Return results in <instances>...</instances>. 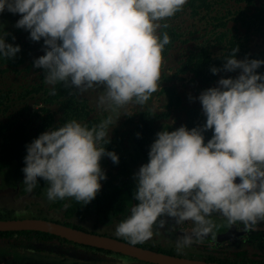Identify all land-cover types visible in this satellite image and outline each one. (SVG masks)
Here are the masks:
<instances>
[{
    "label": "clouds",
    "instance_id": "1",
    "mask_svg": "<svg viewBox=\"0 0 264 264\" xmlns=\"http://www.w3.org/2000/svg\"><path fill=\"white\" fill-rule=\"evenodd\" d=\"M187 2L0 0V13L22 14L15 27L28 31L33 42L43 39L45 54L33 66L44 70L45 83L81 94L101 90L97 107L116 113L133 102L144 105L157 90L170 43L160 30ZM19 51L0 38V56L11 60ZM236 51L210 71L239 69L237 77H221L217 86L189 97L200 102L206 122L156 133L148 162L134 173L137 203L116 225V236L135 245L165 225L161 217L174 218L176 225L191 222V231L175 241L179 251L214 235L213 214L228 225H243L245 232L264 222V73L256 71L264 60H238ZM112 124V115L91 128L72 119L33 139L22 168L27 190L42 178L49 202H91L106 179L101 158L119 163L118 154L101 145L110 142ZM207 130L212 136L205 143Z\"/></svg>",
    "mask_w": 264,
    "mask_h": 264
},
{
    "label": "trees",
    "instance_id": "2",
    "mask_svg": "<svg viewBox=\"0 0 264 264\" xmlns=\"http://www.w3.org/2000/svg\"><path fill=\"white\" fill-rule=\"evenodd\" d=\"M213 13L215 15H213ZM190 19L198 20L202 25L206 24L212 27V30H208L207 28L205 31V35L207 31L210 32L209 38L211 39L203 41L202 36L196 37V32L199 33L196 29V24L191 25V27L194 28V32L190 31L187 33L184 26ZM166 23L168 27L162 28L160 31L168 33L170 43L166 45L163 50V60L168 59L171 52L177 49L179 45H188L185 48V57L181 60V66L177 69V72L173 74L172 79L179 80L181 76L190 74L193 75L196 81L200 82V85L210 86L216 82L220 72L224 73V71H220L213 75L210 71L211 67L222 68L224 59L236 49L235 55L238 60L240 58H248L250 56L249 46L252 38L260 36L264 38V0H188L183 10L168 19ZM229 23L232 24L231 27H228ZM32 44L42 46L43 39L39 42H33L29 39V34H27L26 44H24V46L27 50H30V45ZM251 59L264 60V52L260 55L251 56L250 60ZM21 64V58L19 57L9 60L6 57L0 56V75L9 70L18 72L17 68ZM28 69L29 68H27V70ZM39 71L41 72L40 83L36 86H32V88L26 89L24 93L20 95L21 100L30 99L34 102H41L42 107L40 110L34 112L35 119L26 118L23 119L22 122H18L17 119H15L0 126V139H2L0 147V177L2 178L0 189L10 187L12 191L8 192L12 193L19 192L20 189L24 192L28 191L26 186L23 187L22 185L24 180L22 168L25 166L24 157L27 154L26 145L33 139L37 138L49 128L61 126L72 119L88 125L89 128L103 121L100 118L92 117L93 109L90 108L87 100L82 99L81 93H78L75 89L70 90L65 88L62 83H57L56 85L45 83L44 70L39 68ZM256 71L258 73H264V65H261ZM159 85H161V83ZM53 88H55V95L50 94ZM159 95H164L167 98V107L169 109L182 105L181 97L171 86H161ZM8 100L9 95L0 92V113L5 112L4 104ZM29 109V105L27 104L26 108L21 113V117H26V114H29ZM163 116L145 111L137 116L130 117L129 120L132 123V130L127 131L126 134L115 132V137L118 139L122 138V141L125 135L128 137L129 145L126 146L125 149L123 147L124 144L118 143L117 140L108 138L110 141L108 144L102 141L101 145L105 147L107 151H114L118 154L119 163L114 164L109 157V161H106L107 159L104 160L107 156L102 157L100 162H103L102 164L113 165L117 173H109L110 179L101 184L102 187L96 197L86 205H84L83 202L75 201L73 198L52 201L55 202L54 207L62 213L65 219L56 222L79 230L89 231L86 229V226L94 230L99 226L107 227L110 223H113L115 226L118 224L116 221H121V219L127 217L130 214V209L133 204L137 203L133 196L135 191L134 173L138 171L140 166L148 162V152L150 150V145L156 139V133L169 129L157 125L158 121L168 117L166 114ZM187 121V127L191 129L193 127L202 126L206 122V117L197 109H189L187 112ZM211 136V130L204 132L205 143H207ZM125 152H127V154ZM46 191V182L42 178H38L37 184L30 192L38 197ZM4 213L5 212H3V214ZM212 217L214 218L212 219L214 224H216L214 235L209 234L208 237L198 242L206 245L207 249L211 251L206 250V253L198 254L195 258L227 264H264V259L254 261L245 258L242 261H237L231 260L230 258L218 257L221 256V254L216 253L217 249L224 247V245H228V242L232 241V238L230 241L229 237L232 231L235 230L236 232L239 224L228 225L225 219L219 214H213ZM161 218L165 219L166 223L158 230L154 229L153 236L163 238H166V236L171 237V227L173 230L177 229L174 218L166 216ZM71 220L73 221L71 222ZM80 222L82 224H80ZM89 222L93 225H88ZM180 225H182L183 229H178L173 232L174 234L191 231L193 227L191 222H185ZM105 229L107 230V228ZM94 230L90 232L97 233ZM107 231L109 232V230ZM14 237H23L27 240H62L56 236L40 232L0 233V238ZM237 238L236 236L235 239ZM116 239L129 243V241L123 237H117ZM68 243L73 244L72 242ZM135 245L170 255L173 254L175 256L181 254V252H177L179 254H176L167 248L155 246L146 242L137 243ZM89 248L96 252L98 251V254H113L109 251L92 247Z\"/></svg>",
    "mask_w": 264,
    "mask_h": 264
},
{
    "label": "rangeland",
    "instance_id": "3",
    "mask_svg": "<svg viewBox=\"0 0 264 264\" xmlns=\"http://www.w3.org/2000/svg\"><path fill=\"white\" fill-rule=\"evenodd\" d=\"M230 6V5H228ZM213 15H215L213 13ZM22 14H13L5 9L4 12L0 13V38H5L6 43H10L20 46V51L14 57L21 58L22 64L17 68L18 72L9 70L6 73L0 75V92L6 93L9 95V100L5 102V112L0 113V126L7 124L9 121L17 119L18 122H22L23 119H35V111H39L42 107L41 102H34L30 99L21 100L20 95L24 93L26 89L32 88L40 83V71L39 68L33 66V61L44 55L43 45L38 46V44L30 45V50H27L24 44H26V37L28 31L23 28L15 27L16 22L21 18ZM186 23L184 28L187 30V33L190 31L194 32V28L191 27L192 24H196V29L199 33L196 32V37L202 36L203 41L210 40V32L205 31L212 30V27L208 25H202L198 20L190 19ZM197 21V22H196ZM232 24L229 23L228 27H231ZM202 41V40H201ZM188 45H179L177 49L171 52L168 59H164L162 62L160 70V80L158 81L157 90L151 95L150 99L144 105H136L134 102L125 106L122 109H119L116 113H111L105 111L102 108L97 107L98 96L102 94L101 90L94 89L89 90L88 92L82 93V99L87 100L91 109H93L92 117L100 118L102 120L106 119L109 115L113 117V124L109 126V130H112L109 133V139L117 140L118 143L124 144L125 149L128 146V137L125 135L122 141L121 139L116 138L115 132L119 134H126L127 131L132 130V123L129 118L132 116H137L141 112H152L155 115L163 116L166 114L168 117L158 121L157 125L168 129V131H174L181 126L187 127V112L189 109H197L202 112V106L198 100H190L189 97H197L201 91L217 86V81L221 78L232 77L235 78L240 74V70L237 69L235 72H220L216 82L210 86H202L199 81H196L193 75L186 74L180 77L179 80L172 79V76L177 69L181 66V60L185 57V48ZM25 49H24V48ZM250 56L247 58L250 60V57L253 55L261 54L264 51V38L263 37H253L250 43ZM27 50V52H26ZM246 58H240L239 60H244ZM27 68H29L27 70ZM172 79V80H171ZM171 86L173 87L177 94L182 99V105L179 107H167V98L164 95H159L161 91V86ZM205 87V88H204ZM29 105V114H26V117H21L22 111L26 108V105ZM28 113V111H27ZM204 115V114H203ZM205 116V115H204ZM165 117V116H163ZM160 117V118H163ZM118 119V120H117ZM117 120L116 124L115 121ZM188 128V127H187ZM2 139H0L1 147ZM120 146V145H119ZM130 147V146H129ZM127 149V148H126ZM127 154V152H125ZM107 159V160H106ZM104 160L109 161L107 157ZM105 161V162H106ZM100 162L102 170L106 174V179L101 181V184L110 179L109 173L116 174L115 167L111 164H102ZM25 187L24 184H22ZM135 185V184H134ZM55 202H49L46 197V192L40 196H35L30 191L24 192L20 189V193L16 195L12 200L1 201L0 202V217L1 219H25V218H42L50 219L54 221H63L64 216L56 207H54ZM3 212H5L3 214ZM4 215V216H3ZM6 216V217H5ZM9 217V218H7ZM73 220H71L72 222ZM85 222V221H83ZM119 223L120 221H116ZM80 224H82L80 222ZM88 225H93L89 222ZM105 226V225H103ZM115 227L113 223H110L107 227L99 226L95 230L89 226H86V229L89 231H96L99 234H106L107 236L118 237L115 235ZM109 230V232L105 229ZM176 238V234L172 233L171 237L167 239L168 241H162L159 237L153 236L148 240L144 241L148 244L159 246L164 243L166 247L172 245V241ZM171 241V245L170 244ZM172 248V246H171ZM185 250H190L185 249ZM117 255V254H116ZM220 257V256H218Z\"/></svg>",
    "mask_w": 264,
    "mask_h": 264
},
{
    "label": "flooded vegetation",
    "instance_id": "4",
    "mask_svg": "<svg viewBox=\"0 0 264 264\" xmlns=\"http://www.w3.org/2000/svg\"><path fill=\"white\" fill-rule=\"evenodd\" d=\"M1 179L2 178L0 177V185ZM8 191H12L10 187L0 189V202L12 200L20 193V191L15 193ZM212 219L214 218L212 217ZM263 224L264 223H261L256 230L249 232L243 231V225H238L236 232L235 230L232 231V234L229 237L230 241L232 238V241L228 242V245H224V247L217 249L216 253H220V257L230 258L231 260L237 261H242L245 258L254 261L264 259ZM176 228L177 229L173 230L171 227V233L178 229H183L182 225H176ZM185 232L177 233L175 240L172 241V245L170 241L169 245H171L172 248L171 246L166 247L164 243L160 244L159 247L162 246L163 248H167L176 254H179L177 252H181V254H179L181 257L198 259L195 258L198 254L206 253V250H208L206 245L196 242L190 247H186L179 251L176 248L175 241ZM236 236L238 237L237 239H235ZM159 238L162 241H168L167 239L170 237L166 236V238ZM188 248L190 250H185ZM97 252L89 247L74 243L70 244L60 239L27 240L23 237L0 238V264H146L115 254H105L100 252V254H98Z\"/></svg>",
    "mask_w": 264,
    "mask_h": 264
},
{
    "label": "water",
    "instance_id": "5",
    "mask_svg": "<svg viewBox=\"0 0 264 264\" xmlns=\"http://www.w3.org/2000/svg\"><path fill=\"white\" fill-rule=\"evenodd\" d=\"M236 182H239V178H237ZM2 232L45 233L61 238L64 241L109 251L115 255L117 254L146 264H227L154 251L111 236L79 230L50 219H0V233Z\"/></svg>",
    "mask_w": 264,
    "mask_h": 264
}]
</instances>
